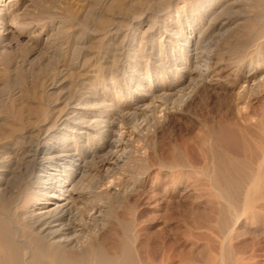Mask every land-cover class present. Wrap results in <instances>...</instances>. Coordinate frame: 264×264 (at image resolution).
Returning <instances> with one entry per match:
<instances>
[{
    "label": "rangeland",
    "instance_id": "1",
    "mask_svg": "<svg viewBox=\"0 0 264 264\" xmlns=\"http://www.w3.org/2000/svg\"><path fill=\"white\" fill-rule=\"evenodd\" d=\"M263 3L0 0V144L9 142L4 132L13 125L22 124L24 136L75 105L87 116L117 113L113 117L127 118L126 111L141 95L139 83L149 91L166 86L176 59L186 58L185 41L207 29L205 36L215 46L211 79L166 111L156 109L143 131L141 120L128 117L132 158L114 178L125 195L119 206L115 198L108 200L112 217L98 239L110 235L107 246L112 248L128 241L129 258L141 264H264V182L246 205L248 181L237 178L225 190L205 175L208 127L240 116L242 123L248 120L250 134L254 131L257 140L262 135L257 124L264 120V89L237 101L248 67L235 61L243 56L250 66L264 60V40L255 37L264 22ZM219 23L230 27L218 37ZM232 145L229 152L239 153ZM23 183L12 180L9 186L16 190ZM16 199H0V208L10 203L13 209Z\"/></svg>",
    "mask_w": 264,
    "mask_h": 264
},
{
    "label": "bare ground",
    "instance_id": "2",
    "mask_svg": "<svg viewBox=\"0 0 264 264\" xmlns=\"http://www.w3.org/2000/svg\"><path fill=\"white\" fill-rule=\"evenodd\" d=\"M254 24L253 22V26ZM253 26L249 28L253 29ZM229 27L227 23L220 24L218 37ZM258 27L255 37L264 40V22ZM206 31L204 29L200 32L201 36L185 41L186 58L176 59V71L170 73L171 79L166 86L158 85L154 91H149L139 83L141 95L136 98L133 107L126 111V116L134 122L141 120L139 127L142 131L146 128L151 114L158 111L156 109L164 107L166 111L173 101L184 100L199 84L209 77L211 79L209 71L212 68L210 65L215 46L210 39L207 40ZM247 31L246 34L252 33ZM236 60L238 66L248 67L244 69V85L237 93L239 101L245 94L264 89V60L260 63L257 61L256 65L253 62L250 66L244 65L243 56ZM78 108L75 105L69 111L60 110L54 120L41 125L37 131L26 132L24 136L21 134L24 130L22 124L16 123V126L13 125L9 131L4 132L3 139H9V142L0 144V199H11L15 196L17 199L13 201H16L15 204L12 203L13 209L10 203L9 206L0 208V264H141L140 261L129 258L128 241L120 242L119 246L112 248L107 246L110 244V235L103 236L100 242L98 239L112 217L108 200L115 198L119 206L124 199L125 191L114 182V178L132 158L126 136L129 118L124 114L113 117L117 113L87 116L81 114ZM239 119L240 116L238 120L219 122L217 126L207 128L206 138L210 143L206 148L208 152L205 155V167L208 166V169L205 175L209 174L211 182L216 183L212 182L213 185L225 190L233 186L237 178L248 181L249 185L243 192L247 205L249 197L258 194L260 184L264 182V120L260 119L257 124L262 132L257 140L255 134L253 135L254 131L250 134L252 129L249 130L247 126L248 120H243L242 123ZM232 144L238 147L239 153L229 152ZM144 157L142 159L146 161ZM176 166L179 167V164ZM12 180L24 183L20 185L21 188L12 190L9 186ZM132 186L133 191L137 187L136 183ZM222 193L226 195V191ZM99 194L102 199L98 197ZM116 251L119 255L112 256ZM126 259H129L128 263L125 262Z\"/></svg>",
    "mask_w": 264,
    "mask_h": 264
}]
</instances>
